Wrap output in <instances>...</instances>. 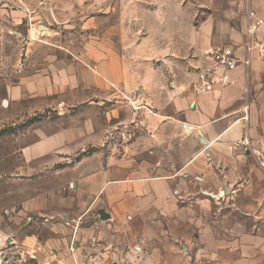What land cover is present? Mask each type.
<instances>
[{"label": "rangeland", "instance_id": "1", "mask_svg": "<svg viewBox=\"0 0 264 264\" xmlns=\"http://www.w3.org/2000/svg\"><path fill=\"white\" fill-rule=\"evenodd\" d=\"M253 16L264 20V0H0V264H88L70 257L89 224L72 197L102 160L108 185L121 182L119 162L141 181L162 163L172 204L200 219L205 242L216 222L232 264H264V224L243 214L241 184L223 203L195 182L185 166L199 143L188 127L170 128L169 143L156 148L148 123L161 94L150 103L141 88L183 81L193 93L191 62L201 53L193 45L204 42L191 30L213 26L218 39L230 30L245 42ZM144 222L132 224L147 231Z\"/></svg>", "mask_w": 264, "mask_h": 264}, {"label": "crops", "instance_id": "2", "mask_svg": "<svg viewBox=\"0 0 264 264\" xmlns=\"http://www.w3.org/2000/svg\"><path fill=\"white\" fill-rule=\"evenodd\" d=\"M178 30L186 32L180 22ZM201 32L191 30L193 42H204L193 45L201 49L199 59L191 62L193 66H203L202 53L209 47L219 46L215 41L223 39L232 44L228 46L240 60L246 58L244 42H237L232 31H226L222 40L218 39L219 33L213 26ZM160 33L166 37L163 31ZM249 60L248 66L240 64L233 73V84L217 87L202 96L191 91L186 93L183 81L171 85L151 81L141 88L150 103H159L157 99L161 94V112H156L148 123L156 148L169 143L170 128L180 132L188 127L199 143L193 160L185 166V169L193 168L195 182L204 185L205 190L216 192L223 203L233 197L234 185L241 184L245 201L243 214L264 224V61L255 54L250 55ZM156 148L153 149L157 151ZM116 165L114 176L120 179V184H107L113 182L107 180L111 171H107L102 160L92 181L87 177L82 190L81 182L75 186L77 191L72 199L78 202V207H74L73 213L88 218L89 224L81 230V243L70 254L71 258L88 264L233 263V251L227 247L228 242L218 238L216 222L207 225L209 232L213 228V235L205 242L200 219L196 216L186 219L184 214L188 208L174 207L171 191L174 182L163 173L162 163L152 164L151 168L159 170L144 181L139 180V175L128 169L127 164ZM125 180L129 182L123 184ZM143 184L147 190L137 192L135 188ZM205 190L201 189L199 196ZM103 210L109 214L108 222L100 219ZM137 219L145 221L147 231L133 226V220ZM57 226L56 231H59L61 225ZM219 240L226 245L224 248L219 246ZM83 249L86 255L80 256ZM60 254L57 252V256Z\"/></svg>", "mask_w": 264, "mask_h": 264}, {"label": "built area", "instance_id": "3", "mask_svg": "<svg viewBox=\"0 0 264 264\" xmlns=\"http://www.w3.org/2000/svg\"><path fill=\"white\" fill-rule=\"evenodd\" d=\"M245 38L244 60H240L234 49L228 45L209 47L202 53L204 65L196 69L192 87L194 95L202 96L217 87L233 84V73L240 64L249 65L250 55L255 54L264 61V20L253 16L246 28Z\"/></svg>", "mask_w": 264, "mask_h": 264}, {"label": "water", "instance_id": "4", "mask_svg": "<svg viewBox=\"0 0 264 264\" xmlns=\"http://www.w3.org/2000/svg\"><path fill=\"white\" fill-rule=\"evenodd\" d=\"M215 198H217V196H214ZM102 218L105 219V218H109V215H103L102 214Z\"/></svg>", "mask_w": 264, "mask_h": 264}]
</instances>
